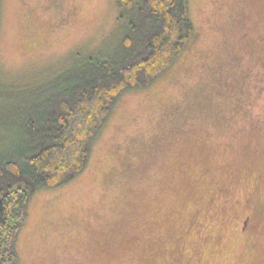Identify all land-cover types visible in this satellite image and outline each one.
Wrapping results in <instances>:
<instances>
[{"label": "rangeland", "instance_id": "1", "mask_svg": "<svg viewBox=\"0 0 264 264\" xmlns=\"http://www.w3.org/2000/svg\"><path fill=\"white\" fill-rule=\"evenodd\" d=\"M188 1L180 57L119 98L79 177L35 193L18 264H264V0ZM122 14L0 0V151L62 72L114 52Z\"/></svg>", "mask_w": 264, "mask_h": 264}, {"label": "trees", "instance_id": "2", "mask_svg": "<svg viewBox=\"0 0 264 264\" xmlns=\"http://www.w3.org/2000/svg\"><path fill=\"white\" fill-rule=\"evenodd\" d=\"M117 6L129 18L114 52L62 72L46 95L19 111L26 112L20 139L0 151V264H18L17 238L37 190L79 177L119 98L149 88L193 36L188 0H117ZM9 110L0 106L2 128Z\"/></svg>", "mask_w": 264, "mask_h": 264}, {"label": "flooded vegetation", "instance_id": "3", "mask_svg": "<svg viewBox=\"0 0 264 264\" xmlns=\"http://www.w3.org/2000/svg\"><path fill=\"white\" fill-rule=\"evenodd\" d=\"M245 224H247V222H245Z\"/></svg>", "mask_w": 264, "mask_h": 264}]
</instances>
